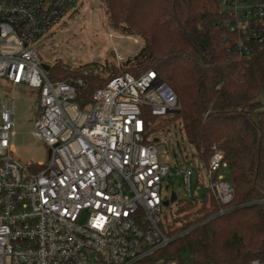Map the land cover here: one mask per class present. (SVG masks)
Masks as SVG:
<instances>
[{
    "label": "built area",
    "instance_id": "built-area-1",
    "mask_svg": "<svg viewBox=\"0 0 264 264\" xmlns=\"http://www.w3.org/2000/svg\"><path fill=\"white\" fill-rule=\"evenodd\" d=\"M218 2L217 22L239 55H248L251 43L264 47V0ZM74 4L0 0V83L38 90L32 135L48 159L42 166L14 159V106L2 105L0 264H176L153 259L171 242L161 217L172 192L170 167L159 163L152 137L176 114V96L149 70L112 78L80 110L74 99L82 79L49 80L38 52ZM200 167L205 192L227 206L233 192L220 175L223 155L213 147ZM179 175L189 193L192 172Z\"/></svg>",
    "mask_w": 264,
    "mask_h": 264
},
{
    "label": "trees",
    "instance_id": "trees-1",
    "mask_svg": "<svg viewBox=\"0 0 264 264\" xmlns=\"http://www.w3.org/2000/svg\"><path fill=\"white\" fill-rule=\"evenodd\" d=\"M97 1L109 29L139 38L140 48L119 66L104 61L71 69L55 63L48 79H82L74 103L85 110L94 91L112 78L154 71L177 100V113L166 126L180 124L202 166L214 147L229 170L231 202L222 206L208 192L199 206L181 201L173 221H188L163 229L171 242L153 259L176 264L264 262V104L259 101L264 47L251 43L249 54L239 55L233 38L217 22L218 0Z\"/></svg>",
    "mask_w": 264,
    "mask_h": 264
},
{
    "label": "rangeland",
    "instance_id": "rangeland-1",
    "mask_svg": "<svg viewBox=\"0 0 264 264\" xmlns=\"http://www.w3.org/2000/svg\"><path fill=\"white\" fill-rule=\"evenodd\" d=\"M39 48L42 63L51 67L55 63L71 69L89 63L110 62L119 66L128 57L134 55L141 46L139 38L119 35L109 29L103 8L97 0H83L75 3L70 14L46 37ZM118 57L123 61L118 62ZM264 104V93L259 96ZM14 106L13 157L20 165H45L48 162L47 149L35 138L34 123L38 111V90L27 85H13L7 81L0 83L1 107ZM165 126V127H164ZM156 142V154L159 163L166 164L171 170V180L167 193L174 192L177 201L162 208L161 226L178 228L188 220L173 221L177 205L181 201H192L199 206L204 198L206 184L198 178L202 171L198 154L185 141L178 122L161 123L152 135ZM189 169L192 172L191 190H185L179 172ZM220 175L229 181L228 168H222Z\"/></svg>",
    "mask_w": 264,
    "mask_h": 264
},
{
    "label": "water",
    "instance_id": "water-1",
    "mask_svg": "<svg viewBox=\"0 0 264 264\" xmlns=\"http://www.w3.org/2000/svg\"><path fill=\"white\" fill-rule=\"evenodd\" d=\"M41 67H42V69H43L45 72H48V71H49V68H50L48 65H46V64H44V63L41 65ZM173 113H177V111H174ZM156 141H157V140H154V142H156ZM176 200H177V198H176V194H175L174 192H172V193L170 194L169 199L163 202V205H164L165 207H166V206H169L171 203L176 202Z\"/></svg>",
    "mask_w": 264,
    "mask_h": 264
}]
</instances>
